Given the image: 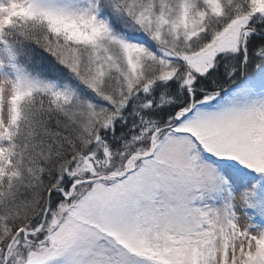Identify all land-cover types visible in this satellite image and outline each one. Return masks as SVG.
I'll use <instances>...</instances> for the list:
<instances>
[{
  "label": "snow or ice",
  "instance_id": "6c2138e0",
  "mask_svg": "<svg viewBox=\"0 0 264 264\" xmlns=\"http://www.w3.org/2000/svg\"><path fill=\"white\" fill-rule=\"evenodd\" d=\"M0 264H264V0H0Z\"/></svg>",
  "mask_w": 264,
  "mask_h": 264
}]
</instances>
